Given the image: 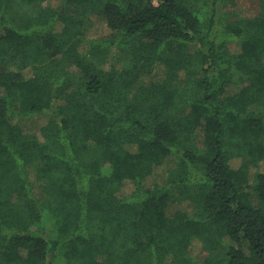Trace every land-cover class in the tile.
<instances>
[{"label": "trees", "instance_id": "obj_1", "mask_svg": "<svg viewBox=\"0 0 264 264\" xmlns=\"http://www.w3.org/2000/svg\"><path fill=\"white\" fill-rule=\"evenodd\" d=\"M229 1L0 0V264H264V0Z\"/></svg>", "mask_w": 264, "mask_h": 264}, {"label": "rangeland", "instance_id": "obj_2", "mask_svg": "<svg viewBox=\"0 0 264 264\" xmlns=\"http://www.w3.org/2000/svg\"><path fill=\"white\" fill-rule=\"evenodd\" d=\"M259 1L260 0H230L229 3L225 6V10H229V12L233 15L238 14L240 16L251 17L259 12ZM100 18L101 16L99 15H93L92 16L93 23L95 22L98 23ZM102 24L103 22L97 24L94 31L96 32L105 31V25ZM93 59L95 60L96 63H98L99 60L101 59V54L97 58L93 57ZM46 120L47 117L45 116H35L24 120V124L29 129H31V131H38L40 126L43 123H45ZM166 163L171 164V162H166ZM155 181L156 183L162 182V177H157ZM44 223L47 228H51L52 219L49 215L44 216Z\"/></svg>", "mask_w": 264, "mask_h": 264}]
</instances>
